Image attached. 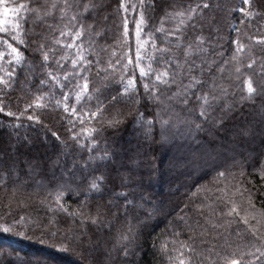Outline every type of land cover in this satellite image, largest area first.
I'll return each instance as SVG.
<instances>
[{
  "label": "trees",
  "instance_id": "trees-1",
  "mask_svg": "<svg viewBox=\"0 0 264 264\" xmlns=\"http://www.w3.org/2000/svg\"><path fill=\"white\" fill-rule=\"evenodd\" d=\"M142 3L146 6L143 9ZM153 3L154 9L147 7ZM123 4L124 8L121 0H0V17L21 25L15 31L10 27L8 35L0 32V52L5 53L0 58V77L7 80L8 72L14 69L16 72L10 83H0V102L6 105L5 113H15L13 117L0 113V226L22 217L31 222L27 228H13L14 233L25 232L23 238L0 235V264H12L10 254L15 264H23L25 260L30 264H179L181 259L185 264H223L220 256L247 252L252 243L258 244L250 235L251 229L258 235L264 233V218L260 215L264 213V178L259 174L264 164V0L247 3L244 0H123ZM205 4L209 7H202ZM21 5L38 11L29 13L20 9L15 16L5 15L3 11ZM142 11L147 21L145 31L155 33L158 48L168 49L178 61L183 62L189 44L208 49L207 59L216 61L212 76H202L199 70L193 75L198 80H207L205 90L215 81L227 93H217L222 95V101L207 117L199 116L198 104H190L181 115L201 124V128L193 127L189 135H183L186 129L181 126L179 133H166L167 142L161 140L159 125L152 127L150 137L146 135L147 121L155 111V105L146 101L136 105L121 100L99 119L90 118L98 99H111L117 94L108 65L115 61L113 52L121 53L117 45L122 39L125 18L129 35L123 51L135 59V26ZM81 28L84 36L76 41L78 46L82 45L80 54L88 60L99 59V64L89 73V90L83 100L78 103L73 96L69 101L84 121L81 124L75 120V131L81 133L76 141L66 132L73 117L63 110V93L69 89L61 87L67 83L64 73L74 70L72 60L76 58V49L62 45L72 44V35ZM61 32L65 33L64 37L60 36ZM169 33H172L170 37ZM5 39L23 53L22 66L10 63L12 57L2 43ZM19 39L25 44H19ZM40 44L45 45V51L54 52L46 65L42 63V54L36 51ZM219 53L224 56L220 58ZM65 55L68 59L62 61L64 67L57 68L56 61ZM196 63L199 65L200 60ZM152 67L164 71L159 63H153ZM48 69L58 76L56 82L47 76ZM80 70V67L75 69ZM134 71L137 88L143 94V84H151L154 74L141 81L139 69ZM131 75L130 70L125 78ZM105 76L109 78L107 81ZM40 80H48V84L38 90ZM248 80L256 89L250 99L246 90ZM79 82L83 84V79ZM97 89L103 90L99 97ZM176 90L173 85L171 92ZM160 91L161 99L171 95L164 93L162 86ZM57 101L61 102L59 106ZM37 103L43 107H27ZM235 103L239 105L236 107ZM137 107L144 113L141 123L134 121ZM118 109L132 112L133 116H116ZM189 110L190 114L185 115ZM28 116H38L39 123L33 124ZM113 117L126 122L116 128L108 127L107 120ZM84 129L97 131L89 136ZM53 132L65 144L58 143ZM188 144L203 154L202 158L220 154L227 161L226 166L194 178L190 174L194 165L181 160ZM197 145L200 147L196 148ZM62 169L73 170L77 176H103L111 189L103 198L92 197V203L81 209L91 216L97 215V208L100 210L98 225L90 221L85 224L87 236L82 238V243L71 239L81 228L82 218L73 221L64 213L54 212L58 191L50 178L53 173L59 176ZM148 169L156 170L151 183L146 178ZM218 172L225 175L219 176ZM141 176L145 177L143 189L136 187ZM129 192L137 193L135 203L143 207L130 209L126 217L125 201L119 194L133 200ZM65 196L60 203L69 212L75 211L79 201L67 193ZM233 204L241 217L245 210L250 213L248 225L235 213L227 214ZM146 212L153 213L149 221L151 228L145 229L137 241L145 251L137 256L140 247L128 245L133 251L125 257L126 242L121 238L128 235L130 227L137 230L138 220L148 219ZM61 247L65 251H57ZM169 257L173 259L169 261Z\"/></svg>",
  "mask_w": 264,
  "mask_h": 264
},
{
  "label": "snow or ice",
  "instance_id": "snow-or-ice-1",
  "mask_svg": "<svg viewBox=\"0 0 264 264\" xmlns=\"http://www.w3.org/2000/svg\"><path fill=\"white\" fill-rule=\"evenodd\" d=\"M245 3L248 0H244ZM43 7V6H42ZM52 7H56L55 4ZM65 8L69 7L66 3L64 5ZM146 6L142 3L141 8H145ZM149 8H155V3L151 5H147ZM202 7L208 8L209 5L205 4ZM121 8H124L123 0H121ZM20 9H25L29 13H35L38 11L37 9L30 8L26 5H21L20 8H5L4 13L5 15L12 13L14 16L16 13L20 11ZM87 11V9H86ZM125 11H127L125 9ZM239 11L243 12V9H239ZM73 20L76 19L74 16ZM10 27L12 31L18 30L21 28L19 23L13 25L11 20L5 21L0 20V32L5 33L8 35L10 33ZM147 27V21L144 17V12L142 11L140 14V18L136 21L135 26V59L128 55L126 52L123 51V47L128 44V20L125 18L124 26H123V33L122 39L118 42L119 47H121V53L117 55V53L113 52L112 56L115 57L114 63L110 62L108 65V69L112 70L113 82L115 86L118 88L117 94L115 96H111V99L108 97H104V99H98L96 102V111L90 112L91 119H99V116L108 111L114 103H119L121 100L130 101L136 105H140L142 101H146L149 105H155V111L153 118L147 121L148 130L146 132L147 136H151V129L152 127L159 125L161 130V140L163 142H167L169 139L168 133L169 131L179 133L181 126H184L186 131L183 135H189L191 129L195 127V129L199 130L201 128V124H196L194 121H189L185 119L184 116L181 115L182 112H185L188 109L190 104H198L200 107L199 116L200 117H207L210 110H214V108L219 105L222 101V95H218L217 93H222L223 95H227L226 91L222 87H217L215 85V81L213 84L208 87V90H205L204 86L207 84V80H198L193 75L194 72L199 70V73L205 77H211L215 68L214 65L216 63L215 60L211 62L208 57V49L202 48L199 46H193L189 44L187 50L184 52V60L183 62L178 61L173 55L169 53V50L166 48H158L155 39V33L149 31L146 32L145 28ZM158 32L162 31V29H158ZM172 33H169V37ZM61 37L65 36L64 32L60 33ZM84 36V32L81 29L77 30L74 35H72V44L62 45L66 48H75L76 49V58L72 60V67L73 72L64 73V79L67 81L65 85H61V87H68L69 91L63 93V110L65 113H69L73 119L69 120L68 123L71 125V128L66 129V132L69 134L72 140L78 141L80 138L81 133H77L75 131V120H80V123L83 124L84 121L80 119L81 113L77 111L75 105L70 106L69 101L75 97V100L79 103L83 100L85 95L88 93L89 90V73L94 65L99 64V59L93 61L86 59L83 55H81L82 45H77L76 41L80 40ZM14 39H18L13 37ZM167 39V37H166ZM19 44H25L23 39L18 40ZM2 43L6 45L8 49V55L12 57L10 61L11 64L16 65L17 67L22 66L25 57L23 53L17 47H13L11 43H8V40H3ZM200 43V38H197V45ZM236 41H233V44H236ZM56 44H60V40L56 41ZM180 45L177 44V47ZM149 49L151 51H149ZM38 54H42V63L47 64L49 61L50 53L54 56V52L49 49L45 51V45L40 44L36 48ZM213 53H215V49H213ZM5 53L0 52V58L4 56ZM218 56L222 58L224 53H219ZM126 57V62H125ZM68 59V56L65 55L61 57L59 60L56 61L57 68H63L64 65L62 64L63 60ZM200 60V64L196 63V60ZM153 63H159L163 68L164 71L160 72L157 71L152 67ZM143 65V66H142ZM80 67V71L77 72L75 69ZM135 68L139 69V78L141 81H144L146 78H150L154 74V80L149 83H144V93L141 94L139 89L137 88L136 84V76H135ZM132 71V75L129 78H125V74L129 71ZM107 71V70H104ZM16 72L15 69L11 72L7 73L8 79L5 80L3 77H0V83L8 84L10 81L15 77ZM99 76V70L96 73ZM47 76L53 82L58 80V76L53 73L52 69H48ZM119 77L118 79L116 77ZM83 79V84H80V79ZM109 78L105 76V81ZM75 83H72V81ZM184 80H187L188 83H183ZM48 84V80H40L39 85L37 86L38 90L40 87L46 86ZM175 85L177 90L175 92H171L172 86ZM160 86L163 87L164 93L171 92V95H165L164 99H161ZM109 87V84H105V89ZM122 89V91L120 90ZM246 90L248 93L247 98H251L252 95L256 93V89L253 87V83L251 80L246 81ZM101 89L96 90V95L99 97L102 94ZM39 100V97L37 98ZM105 100H107V104H105ZM60 101H57V106L60 105ZM40 108L43 105L37 103L35 105L28 104V108L31 109L33 107ZM5 107L2 102H0V113H4L7 117L15 116V113L12 111H8L5 113ZM229 110L231 106H228ZM150 110V109H149ZM189 110L185 115L190 114ZM116 116L125 117V116H133L132 112L124 113L121 110H117ZM167 117V119H165ZM19 119V117H17ZM27 119L32 122L33 124L39 123L38 116H28ZM134 121L136 123H141L144 121V113L140 112L139 108L135 109ZM126 122L125 119H117L113 117L112 119L107 120L108 127L116 128ZM18 127V126H17ZM85 133L91 136L92 132L97 131L96 129H84ZM52 136L55 137L56 141L61 144H65L64 141L60 140V136L53 132ZM83 147V146H81ZM200 145H197L196 148H199ZM203 154L198 153L196 149L193 148L192 144H188L187 148L185 149L184 155L181 157L182 162L187 164H192L194 167L191 168L190 174H194V178H201L202 176H207L209 173L218 170L221 167H225L227 161L222 159L220 154L213 156L212 154H208L206 158H202ZM234 160V157H233ZM155 169H148L147 180L151 183L152 175L155 172ZM219 176H224L225 172H218ZM262 178H264V164L261 165V171L259 173ZM27 175V173H26ZM145 177L141 176L140 180L137 181L136 187L139 189H143L145 185ZM50 183L55 184L56 189L58 191L57 200H56V209L54 210L55 213H64L67 216L71 217L73 221L76 218H82L80 220L81 228L73 234L71 239L73 242L82 243V238L87 236V228L85 224L87 222H91L93 225H98V217L100 216V210L97 208V215L91 216L90 214H86L85 212L81 211V209H86L88 205L92 203V197H100L103 198L111 192V189L107 186L106 178L103 176H93L89 178L86 175L77 176V173L70 169H62L59 173V176L53 173L52 177L50 178ZM63 189L64 191H59ZM65 193L68 196H71L73 199L79 201V207L72 212H69L68 207H65L63 204L60 203L61 199L66 198ZM120 198L125 201V205L123 208V215L128 216L130 209H135L137 207L142 208L143 205H138L135 203V196L137 193L129 192L128 195L133 196V200H128V196L124 194H119ZM81 197L84 199L81 200ZM141 199H144L143 195L141 194ZM248 204L251 207V198L248 200ZM70 207V205H69ZM233 213L236 216L240 217L244 225H248L249 220L248 213L245 210V215L240 216V212L237 210L235 204H233L232 208L227 213L228 215H232ZM145 215L148 219H141L138 220V227L136 231H132L130 227L128 230V235H125L121 238L122 242L125 243V251L124 255L127 257L133 249L129 248L128 245H135L136 247H140V253H137V256H140L145 249L142 247L141 244L137 243L141 234L145 229H150L151 224L149 223L150 220L153 219L152 212H146ZM261 218H264V213H261ZM52 223V221H49ZM57 223L59 221H56ZM31 222H26L25 218L22 217L19 221H13L12 224H5L0 226V235L8 236V235H15L18 237H25V232H18L14 233V227H25L27 228ZM102 223V222H101ZM55 235V233H53ZM237 236H241L240 232L236 233ZM250 235L253 241H257V243L251 244V249L247 252L244 251H237L231 252L228 255L220 256L223 264H264V233L257 234L255 229H251ZM155 247V245H153ZM57 251H65L64 247L57 249ZM191 251V249H190ZM182 255V254H181ZM219 256L220 254L217 253ZM238 258H234L237 257ZM169 261L173 258L169 257ZM9 261L12 264H15L14 257L10 254ZM23 264H30L28 260H25ZM179 264H185L184 260H179ZM190 264V262H189Z\"/></svg>",
  "mask_w": 264,
  "mask_h": 264
},
{
  "label": "rangeland",
  "instance_id": "rangeland-1",
  "mask_svg": "<svg viewBox=\"0 0 264 264\" xmlns=\"http://www.w3.org/2000/svg\"><path fill=\"white\" fill-rule=\"evenodd\" d=\"M2 10H3V9H2ZM3 11H4V10H3ZM3 15H4V14H3ZM0 20H3V19L0 17ZM234 105L237 107L239 104L235 103ZM238 152H239V154H240V151H238ZM249 156H251V155H249ZM249 156H248V157H249ZM12 174H13V173H12ZM13 175H14V174H13ZM31 176L34 177L33 175H30L29 177H31ZM15 177H16V176H15ZM16 179H18V178H16Z\"/></svg>",
  "mask_w": 264,
  "mask_h": 264
}]
</instances>
